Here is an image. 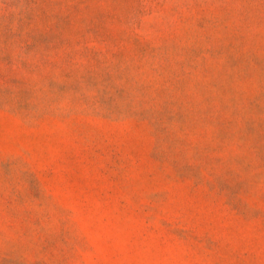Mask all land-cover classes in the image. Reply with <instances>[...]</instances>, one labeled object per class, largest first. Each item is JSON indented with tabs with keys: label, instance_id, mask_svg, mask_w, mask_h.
Returning a JSON list of instances; mask_svg holds the SVG:
<instances>
[{
	"label": "rangeland",
	"instance_id": "rangeland-1",
	"mask_svg": "<svg viewBox=\"0 0 264 264\" xmlns=\"http://www.w3.org/2000/svg\"><path fill=\"white\" fill-rule=\"evenodd\" d=\"M0 264H264V0H0Z\"/></svg>",
	"mask_w": 264,
	"mask_h": 264
}]
</instances>
